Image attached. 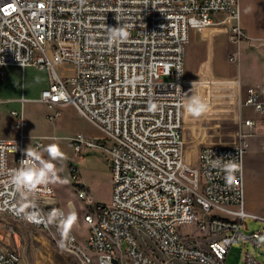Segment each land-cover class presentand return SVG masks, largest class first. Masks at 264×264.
Masks as SVG:
<instances>
[{"label": "built area", "instance_id": "obj_1", "mask_svg": "<svg viewBox=\"0 0 264 264\" xmlns=\"http://www.w3.org/2000/svg\"><path fill=\"white\" fill-rule=\"evenodd\" d=\"M219 15L236 44L228 60L237 62L247 38L239 0H0V79L9 66L45 72L47 86L39 100L48 107V120L54 125L60 107L73 105L103 132L99 139L76 133L70 141L75 153L107 150L112 172L110 202L84 213V239L73 228L65 238L58 223L28 222V212L46 218L52 209L67 210L57 203L53 184L26 199L11 184L28 148V121L21 110H12V132L0 135V220L6 221L0 229L12 236L7 223L32 226L81 264H229L230 248L239 240L264 247L261 230H242L248 229L246 217H258L246 206L244 160L264 127V83L185 75L190 31L215 25ZM118 26H126L129 36L110 44L108 27ZM59 67L71 71L61 73ZM202 83L209 84L206 97ZM214 84L225 85L221 88L237 102L236 142L211 141L216 136L209 121H186L183 102L195 92L211 109ZM149 103L157 108L150 111ZM43 138L31 148L41 146ZM217 160L238 165L230 184ZM70 169L78 180L77 168ZM77 185L78 198L91 204L85 185ZM21 204L25 213L18 215ZM185 225L195 226L205 242L196 244V235L181 231ZM137 229L162 256L140 242ZM244 255V264H264L249 251ZM19 261L17 248L0 240V264Z\"/></svg>", "mask_w": 264, "mask_h": 264}, {"label": "rangeland", "instance_id": "obj_2", "mask_svg": "<svg viewBox=\"0 0 264 264\" xmlns=\"http://www.w3.org/2000/svg\"><path fill=\"white\" fill-rule=\"evenodd\" d=\"M219 17H222L219 15ZM223 36H221L222 38ZM249 39V38H248ZM249 41H253L250 39ZM254 42V41H253ZM15 67V66H14ZM61 73L70 72L71 69H65L59 67ZM218 72L223 76H228L230 67L221 65ZM164 80H169L168 76L163 77ZM225 85L214 84L216 90L215 105L210 111L200 117L201 120L209 121L213 128V133L216 137H212L210 140L233 142L237 140V102L229 96L231 93L228 89L221 88ZM201 88L202 95L206 97L208 83H202ZM67 120L59 132V137L53 139L55 143H58L62 152L65 154V158L62 160L54 161L57 166L59 181L54 183V188L57 193V201L64 204L67 212L70 210L67 201L71 199L73 201L75 211L78 215L76 225L73 227L76 234L81 238L87 235L88 228L84 222V213L90 207H95L97 203L110 202L112 196V172L110 168L109 152L105 149L98 147L90 148L77 155L71 145V138L78 132H83L95 139L102 137L103 132L97 128L93 123L86 120L76 112L69 110L66 112ZM190 118H186L189 121ZM46 141V140H45ZM43 142L41 146L36 148V151L40 152L43 158L48 159L47 153L44 149L47 144ZM249 149L245 153V192H246V206L249 212H252L258 217L248 216L245 218V224L248 229L244 227L242 230L246 233L261 230L263 235L260 236V240L264 242V150L259 152H250ZM70 165H74L77 168L78 180L73 178V174L70 169ZM66 181V182H65ZM78 181L85 185L91 196V204H87L80 200L77 193ZM76 191V192H75ZM4 219L0 220V224H4ZM12 226L14 233L12 234L13 243L19 253L20 260L26 261L28 264H41V256L39 251L46 246V244H52L46 233L38 230L29 225H19L14 222L7 223ZM9 228V227H8ZM182 232H191L196 235L195 242L204 243L203 237L199 236V230L193 225H185L181 228ZM136 234L140 242L147 248L155 249L160 256L163 254L155 248L154 242L144 232L137 229ZM199 236V237H198ZM11 235L9 233L0 230V240L5 244H8ZM55 247V246H54ZM231 264H244L245 252L249 251L260 261L264 262V247L256 248L251 242L244 243L242 240L233 243L230 248ZM43 264V263H42Z\"/></svg>", "mask_w": 264, "mask_h": 264}, {"label": "crops", "instance_id": "obj_3", "mask_svg": "<svg viewBox=\"0 0 264 264\" xmlns=\"http://www.w3.org/2000/svg\"><path fill=\"white\" fill-rule=\"evenodd\" d=\"M239 5L240 21L247 38L240 44L238 61L228 60V55L236 48V44L229 40L228 24H223L222 17L217 16L215 25L203 30L192 29L190 31L189 43L185 52V75L188 79L205 81L232 79L239 76L244 85L264 83V0H239ZM250 39L254 42L249 41ZM221 65L230 67L228 76H223L218 72ZM46 86L45 72L33 68L22 69L18 66L6 68L4 76L0 79L1 136H7L12 132L11 111L21 110L28 121L27 147H34L41 137H44L42 142L46 140L47 146L54 143L53 139L59 137V132L67 120L66 112L72 110L77 113V111L73 105L61 106V114L53 125L48 120L47 105L39 100L40 91ZM262 133H264V127H259L258 135L252 139L250 152H259L262 149ZM72 202L71 199L67 201L68 207L69 204H73ZM57 203L66 209L67 206L59 201ZM86 226L88 228L87 224ZM0 230L6 232L3 229ZM12 243L13 237L11 236L8 244L12 245ZM196 244L200 245L201 242H196ZM50 246L52 244H46L39 251L41 264H81L74 257L66 256L54 246ZM52 251L61 255L60 260L52 256ZM230 251L227 259L229 264L232 260L229 257ZM18 264L28 263L20 260ZM36 264L39 263L36 262Z\"/></svg>", "mask_w": 264, "mask_h": 264}, {"label": "clouds", "instance_id": "obj_4", "mask_svg": "<svg viewBox=\"0 0 264 264\" xmlns=\"http://www.w3.org/2000/svg\"><path fill=\"white\" fill-rule=\"evenodd\" d=\"M199 25L200 22H194ZM129 32L126 26L108 27V38L110 44H119L127 40ZM195 86V83L193 87ZM185 118L199 119L210 111L208 101L199 93L193 92L182 104ZM149 110H155L157 105L149 103ZM44 151L48 155V159L43 158L42 154L38 151L28 147L25 150V159L20 161V167L16 169L11 175V184L14 186L16 192L22 199L28 198L31 194L35 193L41 186H47L59 181L57 166L54 161L62 160L65 154L62 152L58 143L49 144ZM217 166H222L226 175L225 180L231 183L235 171L238 170V165L229 161L220 164L217 160ZM66 182V181H65ZM25 205L17 209V214L25 213ZM69 211L65 214L61 209H52L45 218L38 212H28L24 214V219L30 223H58L62 235L67 238L68 233L76 225L78 220L77 212L74 206L69 204Z\"/></svg>", "mask_w": 264, "mask_h": 264}, {"label": "trees", "instance_id": "obj_5", "mask_svg": "<svg viewBox=\"0 0 264 264\" xmlns=\"http://www.w3.org/2000/svg\"><path fill=\"white\" fill-rule=\"evenodd\" d=\"M52 247V246H50ZM52 256L56 259V260H60L61 255L58 252L52 251Z\"/></svg>", "mask_w": 264, "mask_h": 264}]
</instances>
